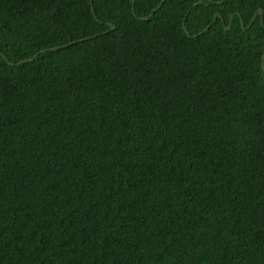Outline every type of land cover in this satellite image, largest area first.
I'll use <instances>...</instances> for the list:
<instances>
[{
  "label": "trees",
  "instance_id": "obj_1",
  "mask_svg": "<svg viewBox=\"0 0 264 264\" xmlns=\"http://www.w3.org/2000/svg\"><path fill=\"white\" fill-rule=\"evenodd\" d=\"M134 1L0 0V264H264V0Z\"/></svg>",
  "mask_w": 264,
  "mask_h": 264
},
{
  "label": "water",
  "instance_id": "obj_2",
  "mask_svg": "<svg viewBox=\"0 0 264 264\" xmlns=\"http://www.w3.org/2000/svg\"><path fill=\"white\" fill-rule=\"evenodd\" d=\"M132 2L134 3L135 1L132 0ZM160 6H161V5H159V6L157 7V9H158ZM92 10H93L94 15L96 16V13H95V9H94V7H92ZM154 11H156V9H155ZM154 11H153L150 15H152V14L154 13ZM258 12L262 14V13H263V9L259 8ZM258 12H257V13H258ZM257 13L255 14V16L257 15ZM150 15L140 17V19H147ZM97 19H98V18H97ZM111 27H112L113 29H115V25L111 24ZM205 30H206V29H205ZM189 35H190V34H189ZM72 43H73V42H72ZM69 44H71V43H69ZM65 46H67V45H63V46H61V47H65ZM61 47H52V48H49V49L57 50V49H59V48H61ZM47 49H48V48H47ZM47 49L41 50L40 52H43V51H45V50H47ZM28 59L30 60V58H28ZM28 59H26V60H28ZM26 60H24V61H26ZM263 68H264V65H263Z\"/></svg>",
  "mask_w": 264,
  "mask_h": 264
},
{
  "label": "rangeland",
  "instance_id": "obj_3",
  "mask_svg": "<svg viewBox=\"0 0 264 264\" xmlns=\"http://www.w3.org/2000/svg\"><path fill=\"white\" fill-rule=\"evenodd\" d=\"M258 10H259V9H258ZM151 13H152V12H151ZM151 13H150V14H151ZM150 14H149V15H150ZM146 16H147V15H146ZM110 25H111V24H110ZM112 29H113V28H112Z\"/></svg>",
  "mask_w": 264,
  "mask_h": 264
}]
</instances>
